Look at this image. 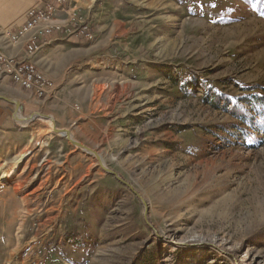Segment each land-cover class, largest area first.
<instances>
[{
    "label": "rangeland",
    "instance_id": "rangeland-1",
    "mask_svg": "<svg viewBox=\"0 0 264 264\" xmlns=\"http://www.w3.org/2000/svg\"><path fill=\"white\" fill-rule=\"evenodd\" d=\"M2 1L0 42L34 5ZM70 7L110 57L72 138L147 219L36 116L0 130V264H264V0Z\"/></svg>",
    "mask_w": 264,
    "mask_h": 264
},
{
    "label": "crops",
    "instance_id": "crops-1",
    "mask_svg": "<svg viewBox=\"0 0 264 264\" xmlns=\"http://www.w3.org/2000/svg\"><path fill=\"white\" fill-rule=\"evenodd\" d=\"M72 3L73 0H70V6ZM33 4V7L37 6V0H34ZM3 5L2 1L0 7ZM74 9L76 7L73 11ZM27 13L28 11L12 32L25 22ZM85 14L86 17L83 13H76L75 15H80L82 19L68 23L61 31L54 32L47 38L46 44L33 59L37 67L55 83L54 88L46 90L45 98L40 99L33 91L17 87L9 76L0 73V130L21 127L20 124L24 121L18 120L17 117L24 119L36 112L53 118L58 127L70 129L71 134H74L72 128L68 126L73 122L69 108L74 102H78L83 112L77 120L83 119L84 112L90 108L88 99L97 88L95 80H100L102 76V69L96 71L95 64L105 65L110 58L109 53L104 54V43L84 38L80 22L90 16ZM57 19L67 23L69 17L65 12H59ZM91 27L94 32L92 25ZM11 33L7 36L8 40L0 42V48L9 56L21 58L25 54L28 37L16 43L11 41ZM99 90L103 91L104 87L100 86ZM14 101H18L21 106L17 117L14 115L16 111Z\"/></svg>",
    "mask_w": 264,
    "mask_h": 264
},
{
    "label": "built area",
    "instance_id": "built-area-1",
    "mask_svg": "<svg viewBox=\"0 0 264 264\" xmlns=\"http://www.w3.org/2000/svg\"><path fill=\"white\" fill-rule=\"evenodd\" d=\"M37 3L28 11L25 22L11 33V41L16 43L28 37L24 56H9L0 48V73L9 76L20 88L33 91L43 99L46 90L54 88V82L37 67L33 59L53 31L60 29L52 24L57 20V13H68L71 8L70 0H37ZM81 24L84 38L93 41L95 35L88 20Z\"/></svg>",
    "mask_w": 264,
    "mask_h": 264
},
{
    "label": "water",
    "instance_id": "water-1",
    "mask_svg": "<svg viewBox=\"0 0 264 264\" xmlns=\"http://www.w3.org/2000/svg\"><path fill=\"white\" fill-rule=\"evenodd\" d=\"M14 104H15V107H16V111L14 113L15 117H17V113H18V110L21 108L19 102L17 101H14ZM36 116H39V117H43L44 119H48V120H51L53 122V132L56 134V135H60V136H63L65 137L73 146L77 147V148H80L82 149L83 151L93 155L97 161H98V164L100 165V167L102 168V170L106 173H108L109 175L113 176L117 181H119L122 185L128 187L130 190H132L136 195L137 197L142 201V203L144 204V206L146 207V219H147V204L146 202L144 201V199L140 196V194H138L134 188L132 187V185H130L128 182H126L124 179H122L115 171L109 169L108 167H106L104 165V162L102 161L100 155L89 149L88 147L82 145L81 143L75 141L73 138H72V135H71V132L69 130H66V129H58V127L56 126V123L54 121L53 118L49 117V116H45V115H42V114H39V113H33L31 116L27 117V118H24V119H19L17 117L18 120L20 121H24V122H29L31 121L32 119H34V117Z\"/></svg>",
    "mask_w": 264,
    "mask_h": 264
},
{
    "label": "trees",
    "instance_id": "trees-1",
    "mask_svg": "<svg viewBox=\"0 0 264 264\" xmlns=\"http://www.w3.org/2000/svg\"><path fill=\"white\" fill-rule=\"evenodd\" d=\"M244 90H248V91H255V90H258V89H261L262 87L260 86H249V85H246V86H243L242 87ZM263 89V88H262ZM254 100L256 101H253L252 103H254L255 105H258L260 107H264V101H258L257 100V95H255V97H253Z\"/></svg>",
    "mask_w": 264,
    "mask_h": 264
},
{
    "label": "bare ground",
    "instance_id": "bare-ground-1",
    "mask_svg": "<svg viewBox=\"0 0 264 264\" xmlns=\"http://www.w3.org/2000/svg\"><path fill=\"white\" fill-rule=\"evenodd\" d=\"M77 21V20H76ZM78 22V21H77ZM48 96V95H47ZM18 102V101H17ZM102 159V158H101ZM13 173H14V170L11 172V175L9 176V173L8 174H6V175H3V177L5 178V179H8L9 177H11L12 175H13Z\"/></svg>",
    "mask_w": 264,
    "mask_h": 264
}]
</instances>
